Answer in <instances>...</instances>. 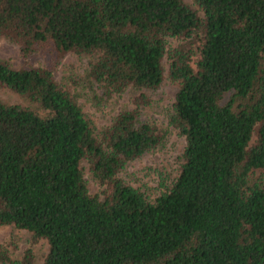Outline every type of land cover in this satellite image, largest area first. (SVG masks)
<instances>
[{"label":"trees","instance_id":"16d2710c","mask_svg":"<svg viewBox=\"0 0 264 264\" xmlns=\"http://www.w3.org/2000/svg\"><path fill=\"white\" fill-rule=\"evenodd\" d=\"M192 1L200 15L183 0H0L22 62L0 59V87L30 105L0 101V225L43 239L41 264H264V0ZM165 52L183 147L149 201L116 176L162 140L137 119L146 97L96 129L52 75L65 54L93 56L85 77L108 99L156 88Z\"/></svg>","mask_w":264,"mask_h":264},{"label":"rangeland","instance_id":"374dc122","mask_svg":"<svg viewBox=\"0 0 264 264\" xmlns=\"http://www.w3.org/2000/svg\"><path fill=\"white\" fill-rule=\"evenodd\" d=\"M183 2L194 9L198 15L201 14L192 0H183ZM177 42L175 39H167L166 52ZM166 52L161 59L162 79L156 88L135 89L128 86L121 94L108 99H100L98 88L85 77L88 62L93 60V56L77 53L65 54L55 65L52 75L58 86L73 97L96 129L108 125L120 110L136 106L135 98L140 93L146 97L147 102L141 103L137 108V119L139 122H147L154 126L156 133L162 136V140L154 149L127 161L116 176L140 191L149 201L164 191L177 175L183 147L182 136L168 124L175 84L168 77L170 60ZM0 59L13 68H18L22 63L16 46L3 39L0 40ZM42 60L44 61V57H36L35 60L30 57L29 59L35 65L42 63ZM0 101L29 105L24 98L3 87H0ZM80 168L88 193L101 197L106 186L98 184L92 178L84 162H81ZM250 179L257 180L258 173L250 175ZM0 248L7 251L10 262L6 264H17L26 251L31 256V264H41L47 251V244L43 239H33L30 233L23 229L6 224L0 225Z\"/></svg>","mask_w":264,"mask_h":264}]
</instances>
